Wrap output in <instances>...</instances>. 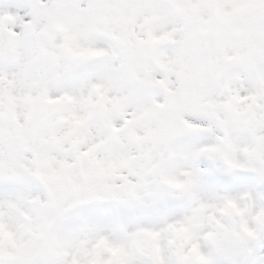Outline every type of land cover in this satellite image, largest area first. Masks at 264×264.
I'll return each instance as SVG.
<instances>
[{
    "label": "rangeland",
    "instance_id": "374dc122",
    "mask_svg": "<svg viewBox=\"0 0 264 264\" xmlns=\"http://www.w3.org/2000/svg\"><path fill=\"white\" fill-rule=\"evenodd\" d=\"M0 258L264 264V0H0Z\"/></svg>",
    "mask_w": 264,
    "mask_h": 264
}]
</instances>
